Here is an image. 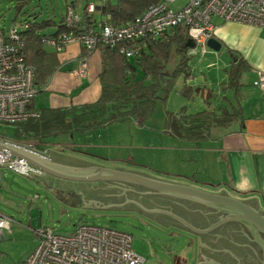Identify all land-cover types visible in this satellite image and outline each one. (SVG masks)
<instances>
[{"label": "rangeland", "instance_id": "rangeland-1", "mask_svg": "<svg viewBox=\"0 0 264 264\" xmlns=\"http://www.w3.org/2000/svg\"><path fill=\"white\" fill-rule=\"evenodd\" d=\"M19 1L0 0V27L4 31L12 26L22 29L27 21L50 18L55 25L38 31L46 35L56 30V23L63 16L67 4L71 2H74L80 11L87 2H92L94 6L116 2V0H25L17 10L16 5ZM186 2L187 0H174L167 3L171 9L176 10ZM210 21L215 26L219 19L212 15ZM97 50L98 48L91 51L89 55L93 53L91 57H94ZM206 50L208 53L204 54L201 67L197 65L194 69L196 75L191 77L190 81L194 84L202 81L201 69H204L205 75L211 80L208 82L210 91L208 99L211 103L215 98L222 99L216 90L225 88V82L223 80L220 82L215 73L229 71L234 57L232 58L225 44L217 51L208 47ZM202 56L203 54L197 51L192 58L193 67L196 60ZM175 62L176 58L172 54L166 68H174ZM206 63L211 65L207 66ZM184 80L183 75L176 77L168 97L164 101L157 99L150 117L142 125L128 119L82 132L57 134L48 138L49 147L71 152L91 164L140 172L164 180L172 179L171 165L184 167L185 164L178 156L183 149H174V146L178 145L177 140L181 138L166 128L165 112L188 114L207 108L201 99L187 97L191 89L194 95L197 86L192 87L189 84L190 89ZM47 97L45 91H40L31 100L34 101V106L39 108L46 105ZM238 98L240 99V95ZM12 127V124L0 125V132L10 133ZM172 156H176L177 163L172 160ZM8 170L10 169L2 173L8 178L9 185L1 184L0 211L12 215L13 221L10 224V231H3L4 236L0 238V264H23L26 255L38 243L36 228L44 226L58 234H69L82 223L109 226L129 233L132 237V248L144 258L143 264H197L192 233H185L170 223L164 225L136 209L82 207L81 199L75 190L58 189L56 179L50 175L46 176L52 181L47 182L41 175L23 176Z\"/></svg>", "mask_w": 264, "mask_h": 264}, {"label": "crops", "instance_id": "crops-1", "mask_svg": "<svg viewBox=\"0 0 264 264\" xmlns=\"http://www.w3.org/2000/svg\"><path fill=\"white\" fill-rule=\"evenodd\" d=\"M73 5L75 11L81 13L74 3ZM94 7L98 11L99 5ZM216 18L219 21L214 26L213 37L220 41L221 45L225 44L232 58L234 57L229 69L233 70L239 61L244 62L241 65L243 68L239 75L240 86L237 89L230 86V70H226L225 73H215L220 82L222 80L225 82V88L216 90L222 99L215 98L210 103L208 82L211 80L205 75L204 69H201L202 81H197L196 84L190 81V78L196 75L194 69L198 64L201 67L204 54L208 53L206 49L204 52L196 50L193 55L199 51L203 56L196 60L195 67L192 63V75L184 81L188 86L196 85L197 91L193 95V89L190 86V94L187 97L191 96L196 100L201 99L207 109L218 110L226 107L228 110H232L234 108L237 113L225 125L213 124L205 128L204 137L201 139H178V145L174 146V149H183L178 156L185 166L171 165L172 171L171 169L170 171L173 174H170L172 179L169 181L192 185L212 192H225L264 211V88L255 84L256 70L264 69V28L241 22L224 21L218 16ZM44 47L46 50L55 53L58 63L48 81L40 86L43 89L38 91H45V94L48 95L47 103L42 107H66L71 104L92 102L99 97L100 83L97 77L101 67L99 49L94 57H91L93 53L88 54L89 56L86 57L88 65L86 75L79 77L74 70L77 67L79 56L85 51L80 44L69 43L59 51L48 44H45ZM206 64L207 66L211 65ZM239 95L240 99L238 98ZM29 106L34 109L41 108L35 107L34 101L29 102ZM2 137L12 140L5 136ZM12 141L26 148L29 146V143ZM33 149L65 164L73 166L91 165L86 159L83 160L71 152L58 148L51 149L49 143L33 147ZM172 158V160H178L176 156H172ZM3 169L7 170L6 167ZM3 169H0V187L1 184L9 185L8 178L2 174ZM46 175L50 174L42 171L41 176H44V180L52 181ZM175 175L178 177H173ZM36 176L40 175L36 174ZM183 176L186 178L182 179ZM50 177L63 179L55 175H50ZM0 213L6 214L2 211ZM10 229L11 226L8 229L3 228L0 232V238L4 236L3 231H10ZM193 234L199 236L197 233L193 232ZM192 237V242L196 246L195 260L198 263V238Z\"/></svg>", "mask_w": 264, "mask_h": 264}, {"label": "built area", "instance_id": "built-area-1", "mask_svg": "<svg viewBox=\"0 0 264 264\" xmlns=\"http://www.w3.org/2000/svg\"><path fill=\"white\" fill-rule=\"evenodd\" d=\"M169 1L149 4L139 15L124 22L113 21L106 14L97 28L87 25L83 29L61 31L57 35L44 36V44L55 50H62L69 43L76 42L87 52L98 45L118 46L125 56L136 54L145 46L148 38L161 34L164 30L182 25L196 50L204 52L206 40L213 36L214 25L211 16L224 21L241 22L264 28V0H187L179 9L168 6ZM87 10L95 7L92 3ZM81 19L73 5L68 6L65 22L73 26ZM23 39L16 26L4 31L0 27V125L24 121L37 117L38 111L29 107L31 98L38 92L34 84V69L24 61ZM87 54L78 58L74 72L84 77L87 72ZM255 84L264 88V69L256 70ZM15 143L3 138L0 139ZM33 149V145L28 144ZM2 152V153H1ZM4 153V154H3ZM6 154V155H5ZM10 157L11 160L2 159ZM4 166L18 174L41 175L42 171L25 159L0 149V167ZM13 219L0 213V232L8 229ZM37 245L26 255L23 264H143L144 258L132 248L129 233L109 226L79 224L69 234H58L48 227L36 229Z\"/></svg>", "mask_w": 264, "mask_h": 264}, {"label": "trees", "instance_id": "trees-1", "mask_svg": "<svg viewBox=\"0 0 264 264\" xmlns=\"http://www.w3.org/2000/svg\"><path fill=\"white\" fill-rule=\"evenodd\" d=\"M158 2L160 0H116L113 4L99 5L98 11L96 8L88 11L87 2L81 13L76 11L81 16L79 22L68 26L65 15L68 6L74 3L71 2L67 4L63 16L56 23V30L47 35L38 31L55 25L53 20L46 18L27 21L22 29L17 28V31L23 39L24 61L31 64L34 69V84L40 90V86L48 81L58 63L55 53L45 49L42 37L55 36L69 29H83L90 24L97 28L106 14H109L113 21L121 23L139 15L149 4ZM24 3L25 0H20L16 5L17 10ZM189 42L185 28L177 24L156 37L148 38L145 46L130 56L122 54L118 46L98 45L97 48L101 52V67L97 76L100 94L96 100L66 107L35 109L39 113L37 117L17 122L10 133L0 132V135L36 147L47 144L46 139L50 136L82 132L113 122L131 119L142 125L150 117L157 99L164 101L168 97L178 75H183L185 79L191 77L194 55L192 47L188 46ZM89 53L85 49L84 54ZM172 54L176 58L175 67L167 69L166 64ZM242 63L244 62H237V66L229 71L232 88L237 89L240 86ZM236 113L234 108L228 110L226 107L218 110L206 108L188 114L166 111L165 126L181 139L198 140L204 137L205 128L213 124L225 125ZM173 177L177 178L178 175ZM185 178L183 176L182 179Z\"/></svg>", "mask_w": 264, "mask_h": 264}, {"label": "water", "instance_id": "water-1", "mask_svg": "<svg viewBox=\"0 0 264 264\" xmlns=\"http://www.w3.org/2000/svg\"><path fill=\"white\" fill-rule=\"evenodd\" d=\"M193 45L192 41L188 43L190 47ZM206 46L217 51L221 43L210 36L206 40ZM0 149L25 159L44 173L74 180L55 178L58 189L75 190L81 199L82 207L136 209L164 225L168 223L178 225L173 219L180 221L192 232L199 234L197 264H223L224 260L215 258L212 252L224 251L229 254L230 246L241 247L243 244L241 239L220 236L218 227L220 228L227 221L236 220L246 224L253 230L257 239H259L258 232H264V211L225 192H212L130 170L94 164L73 166L3 139H0ZM4 160L11 159L8 156L2 159ZM132 184L139 185L143 189L130 191L121 188L127 186L128 189H134ZM146 195H154L158 201L153 203L150 199L153 206L142 203L141 200ZM164 201L174 205L173 208L166 206ZM181 213L183 215H180ZM216 215L222 216L217 220ZM170 216L173 218H169ZM186 217L189 219L186 220ZM258 241L264 245V240L260 238Z\"/></svg>", "mask_w": 264, "mask_h": 264}, {"label": "flooded vegetation", "instance_id": "flooded-vegetation-1", "mask_svg": "<svg viewBox=\"0 0 264 264\" xmlns=\"http://www.w3.org/2000/svg\"><path fill=\"white\" fill-rule=\"evenodd\" d=\"M132 185H134L133 186L134 189H128L127 186L126 188L125 187H121V188H123L124 190L125 189L130 190V191H134L136 189L139 190L140 188H142L139 185H135V184H132ZM150 199L153 200V203L158 201L155 199L154 195H146L143 197L141 202L146 203L147 205L150 204L151 206H153L151 204L152 202ZM167 200H172V199L167 198ZM163 203H165L166 206H169L172 208L174 206L169 203H166L165 201ZM180 215H183V213H181ZM218 215H216L215 217V219L217 220H219V218L222 216V215L221 216H218ZM182 217H185V216H182ZM169 218H173V217L170 216ZM185 219L187 220L189 218L186 217ZM173 220L175 223L178 224V225H175L176 228L183 230L185 233H192V236H195V238H198V235H195L193 234V232H190L191 230L185 227L180 221L176 219H173ZM218 229L220 231L219 234L222 238L223 237L224 238L233 237V239L234 238L241 239V242L243 243L240 248L230 246L229 249H231L232 254L231 253L228 254L227 252H224V251L212 252V255L215 258L221 261L224 260L223 264H262L264 263V245H262L260 241H258L260 238L264 240V232L259 231L258 232L259 239H257L253 230L249 226H247L246 224L240 221H236V220L227 221L224 224H222L220 228L218 227Z\"/></svg>", "mask_w": 264, "mask_h": 264}]
</instances>
